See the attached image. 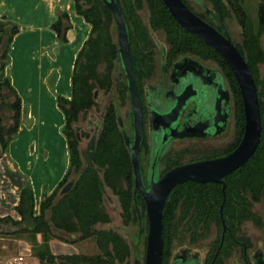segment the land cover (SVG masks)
Listing matches in <instances>:
<instances>
[{
    "label": "trees",
    "instance_id": "obj_1",
    "mask_svg": "<svg viewBox=\"0 0 264 264\" xmlns=\"http://www.w3.org/2000/svg\"><path fill=\"white\" fill-rule=\"evenodd\" d=\"M127 25L130 64L138 81L144 71H151L150 58L142 55L150 50V39L147 29L163 30L169 45L167 60H174L179 55H193L203 59L214 60L235 96V116L239 142L244 128V112L242 99L237 83L225 61L201 40L184 31L173 19L161 0H115ZM184 2V0H182ZM216 14H209L218 21L217 8L214 0H209ZM257 23L255 32L242 8V0H216L224 20L226 6L233 13L241 29V44L233 43L245 59L252 74L260 111L261 135L259 145L252 157L239 169L224 178L225 203L224 214L240 213L252 217L245 209L247 198L251 202H259L264 197V76L260 79L259 65L264 63V52L260 46V35L264 34V0H258ZM187 6V5H186ZM188 7V6H187ZM148 10V28L142 23L138 11ZM189 8V7H188ZM75 11L91 26L89 38L85 41L77 55L71 79V98H58V107L65 118L64 135L69 152V169L49 195L44 196L39 208V214H34V198L30 185L27 183L20 191L19 202L15 208L19 220L11 217L0 218V237L23 239L31 246V254L39 264H117L125 263L130 255L129 245L115 231H97V225L110 222V217L104 209L103 192L108 188L119 199L124 224L133 219L138 229L143 233L147 222L145 218L138 220L133 212V189L130 184L129 156L123 145L117 125V114L110 105L103 117L102 129L92 152L91 162L82 169V160L78 150V142L73 128L80 114L89 111L94 105L93 91L107 89L112 85L111 75L115 63L119 61L117 41L113 38L114 20L101 0H75ZM200 17V16H199ZM206 23L212 24L200 17ZM218 23V22H217ZM70 28L66 12L57 11L56 21L51 29L57 34L60 44L67 42L66 32ZM221 32V27L217 26ZM19 28L4 18L0 19V156L6 150L8 143L15 137L21 120V101L10 82L3 75V69L8 63V47ZM145 47H148L145 49ZM150 53L152 51H149ZM103 67V72L99 68ZM125 80V76H124ZM71 173L77 178L69 180ZM122 179L127 180V188L121 185ZM74 182L71 189L60 194L69 182ZM139 206L144 209L140 196H136ZM221 185L185 183L174 188L166 199L163 210V254L162 262L167 258V238L173 220L172 211L179 202L197 212L200 204L211 205L216 212L221 203ZM235 206H241L237 209ZM187 210V211H188ZM248 213V215H246ZM184 221V220H182ZM190 232L196 237L203 236L211 223L220 229L219 220L190 219L184 221ZM242 220H225L229 227L241 223ZM140 225V227H139ZM55 231L79 235V240L95 237L101 253L98 255H54L49 242L52 239L63 241ZM201 231V232H199ZM141 235V234H140ZM138 255L136 250V256ZM162 263V264H163ZM135 264V262H134Z\"/></svg>",
    "mask_w": 264,
    "mask_h": 264
},
{
    "label": "water",
    "instance_id": "obj_2",
    "mask_svg": "<svg viewBox=\"0 0 264 264\" xmlns=\"http://www.w3.org/2000/svg\"><path fill=\"white\" fill-rule=\"evenodd\" d=\"M111 13L117 33V46L121 69L125 75L132 107L134 137L130 156L134 171L135 190L143 197L147 215V235L143 264H162L163 254V210L170 192L185 183L222 185V198L225 201L224 177L243 166L256 151L261 135L260 111L257 89L249 67L225 28L220 7L214 0L221 32L191 12L181 0H161L177 24L188 34L201 40L216 52L229 67L239 89L244 112L243 135L238 146L228 155L195 163L182 165L168 171L157 179V161L170 141L179 137H206L207 130L224 125L223 113L227 103L224 77L220 71H209L197 63L179 62L172 72L170 88L164 92L158 110L152 115L153 152L156 161L150 169L148 187L145 188L138 166V151L142 138V109L137 92L135 76L130 64V45L127 25L115 0H101ZM201 4V0H193ZM204 8V7H203ZM206 10V9H204ZM183 124L180 118L189 105ZM214 113V121L206 124L209 114ZM218 117V119L216 118ZM204 118V119H203ZM223 127V126H222ZM220 129V128H219ZM223 128L219 130L222 131ZM162 151V152H161ZM161 152V153H160ZM159 153V154H158ZM158 160V159H157ZM73 185L69 182L60 194L67 193ZM222 232L226 224L220 207ZM223 236V235H222ZM135 264H139L136 256Z\"/></svg>",
    "mask_w": 264,
    "mask_h": 264
},
{
    "label": "crops",
    "instance_id": "obj_3",
    "mask_svg": "<svg viewBox=\"0 0 264 264\" xmlns=\"http://www.w3.org/2000/svg\"><path fill=\"white\" fill-rule=\"evenodd\" d=\"M66 12L70 28L67 42L60 44L51 29L56 12ZM18 26V33L8 47V63L3 75L21 101V120L15 137L0 156V218L19 220L15 210L21 189L28 183L34 198V214H39L44 196H49L62 181L69 169V152L66 137L59 134L65 118L58 107V98H71V79L78 53L91 33V26L75 11V0H0V19ZM55 131L63 150L64 167L43 180L41 166L48 163L53 148L47 142L48 134ZM44 156V161H42ZM33 158L34 162L27 158ZM4 237H0L3 239ZM16 255L0 264L22 257L19 264H39L31 254L25 239H14ZM69 244L52 239L49 247L54 255L77 254L66 251ZM74 247V246H73ZM1 256V255H0Z\"/></svg>",
    "mask_w": 264,
    "mask_h": 264
},
{
    "label": "flooded vegetation",
    "instance_id": "obj_4",
    "mask_svg": "<svg viewBox=\"0 0 264 264\" xmlns=\"http://www.w3.org/2000/svg\"><path fill=\"white\" fill-rule=\"evenodd\" d=\"M183 3L185 4V6L187 5L189 8L187 6L186 7L191 12H193L196 16L198 17L200 16V17H203L205 20H208V22L212 24V27L218 30L217 26L218 25L220 26L219 19L218 21H216L215 17L210 18V15H209L211 13L216 14L215 10L214 11L204 10L201 4L197 3V5L201 9L204 10L203 14H199L195 12L194 10H192L185 0ZM217 16H218V13H217ZM215 23H217V25H215ZM146 28H148V21H147ZM161 31L164 33L163 30ZM154 32L156 31L147 29V33L150 39L149 45L151 47L149 51H152V52L150 53L148 51V53L146 52V55L145 54L142 55L143 57L146 56L151 59L150 64L152 66V70L144 71L143 74L139 76L138 81L135 79L136 85H137V92H138L141 109H142V138H141V143H140V147L138 151V166H139V171L141 175V180L145 188L148 187V179L151 176L150 169L152 168L153 165L155 168L156 161H157V179H160L168 171H170L173 168L186 165V164H190V163L211 160V159H216V158L226 156L238 146L242 138V137L240 138L237 145L235 143V145H233L232 148L226 149L222 153L201 154L197 158L191 159L189 161L183 160V158L186 156L185 151L175 152L172 150L175 144L185 142V141L204 142V141L218 140L219 138L223 137L229 132L231 125H233V127L235 128L234 126L236 123L235 96L232 91V88L229 87V85L227 84V81L224 78V81L226 84L225 89L227 92L228 100L226 103L227 108L225 109V112L223 113V119L225 120L224 125L219 126L220 129L223 128L222 131L219 132L220 129L218 127H215V128H210L209 130H207L208 135L204 138L188 137V136L174 138L170 141L168 146L163 149V152L162 151H161L162 153L160 152L161 154L159 157L156 155V158L158 160L156 159L155 161L154 152H153L154 149L152 148L153 147L152 138H153V129H154L152 115H154V113L158 110V105L163 100L164 92H166L168 88H170V78L174 70V67L179 62H182V61L185 62L183 67H187L188 66L187 64L190 62L186 61L185 59H188L189 61L197 63L200 67L206 70L212 71V72L220 71V69H218V65L214 60L203 59V58L193 56V55H186V54L179 55L174 60L168 61L166 53L169 50V45L167 48H165L162 45L158 47V52H157L158 63L157 64L154 63V56H155L154 44L151 39V34ZM147 48L148 47H145V49ZM220 73L222 72L220 71ZM124 84L127 90L128 102L130 106L129 112H126L123 115L121 112L120 105H119L120 102H118L117 99L115 101L112 97H110V102L105 107V111L108 106L113 105L116 111V114H117V125L119 128L121 137H122V142L128 152L129 164H130L129 170L131 172L130 184L133 189V197H134L133 203H132V217H134V214H133L134 212L138 220H141V218L144 217L147 222L145 202L140 192L138 190H135L134 171H133V165H132L131 156H130V147L133 144V137H134V126H133L132 107H131V102H130V98L128 94L126 78L124 80ZM96 97H97V94L94 93V100L96 99ZM192 107H193V104L189 105L188 108L184 111L183 115L180 118L179 126L183 124L184 117L187 115L189 109ZM105 111L102 116L101 124H95L93 126L95 129V133H93L89 137V140L86 145V149L84 150L80 149L81 138L78 134L75 135L77 138V142H78L79 154H80L82 163L85 165L91 162L92 152L94 150L96 141L102 129V123H103V117L105 116ZM209 116L210 118H207L206 119L207 121H205V123L211 125L214 121L215 116L213 112L210 113ZM216 118L218 119L217 116ZM90 126L92 127L91 123H90ZM73 129H76V127L74 126ZM208 184H215V183H208ZM121 185L123 188H127L128 186L127 180L122 179ZM217 185H221V184H217ZM221 195H222V185H221ZM136 196H140L142 202L144 203V209L141 206H139ZM117 200H118V207L121 210L119 199L117 198ZM224 203L225 201L223 202V198H222L221 203L219 204L216 212H212L213 208L211 207V205L205 206L201 203L200 207H198L199 211L195 213L192 212V208L188 210L187 205L184 204L182 201L176 205V207L174 208L171 214V218L173 222L176 220L186 221L190 219L212 220V221L219 220L221 227L220 229L217 228L218 234H217L216 239L213 242H211V244L209 245V247L206 249L204 253H202L200 249L194 250L190 246L178 247L170 255L168 264H264V237L259 238L257 235L252 234L250 232L251 230L246 228V225L250 224L256 230L264 229V197H262L259 200V202H251L250 199L247 198V206L245 209L247 210V212H250L252 214L251 218L250 217L246 218L244 214H240V213L224 214L223 212ZM221 206H222V216H223L224 221L225 220H242L241 223L235 224L233 227H229L225 223L226 229L224 233L222 232V225H221V215H220ZM235 207L237 209L241 208V206L239 205L238 206L234 205V208ZM260 209H262L261 213L258 212L260 211ZM122 214L123 213L121 210L120 215ZM246 215H248V213ZM172 227H173V223H172L171 229ZM141 232L142 231L139 228L138 236H140ZM204 234H206V232ZM163 264H167V258L165 259Z\"/></svg>",
    "mask_w": 264,
    "mask_h": 264
},
{
    "label": "rangeland",
    "instance_id": "obj_5",
    "mask_svg": "<svg viewBox=\"0 0 264 264\" xmlns=\"http://www.w3.org/2000/svg\"><path fill=\"white\" fill-rule=\"evenodd\" d=\"M186 3L190 6L192 10L199 14H203L204 10L201 9L196 1L193 0H185ZM201 3L206 10L214 11V6L209 0H201ZM258 0H242V8L246 13V16L252 25L255 32L258 31V23H257V8H258ZM142 22L145 26H147L148 21V10L145 8L138 12ZM224 25L226 30L228 31L231 40L236 45L241 44V29L239 25L236 22V19L233 15V13L230 11L228 6H226V13L224 15ZM16 25V24H14ZM217 25V23H215ZM18 27V26H17ZM113 38L115 41H117V33L116 29L113 28ZM151 39L154 44V63H158V47L164 46L165 48L168 47V44L166 42L165 34L158 30L151 34ZM260 46L261 49L264 52V34L260 35ZM156 45V47H155ZM218 69H220L218 67ZM103 67L100 66L99 71L103 72ZM259 76L260 79L264 76V63L259 65ZM112 85L110 88L107 89H101L98 88L93 91V93L97 94V97L95 99V105L86 113H82L79 116V119L77 123L74 125L76 129H73V135L75 136L78 134L81 138V144L80 149L84 150L86 149L87 142L89 140V137L95 133L94 125L95 124H101L102 116L105 111V107L110 102V97H112L115 101L117 99L121 108V112L124 115L126 112H129L130 106L128 102V96H127V90L125 88L124 84V73L119 65L118 62L115 63L114 71L111 75ZM228 84V83H227ZM90 123L92 124V127L90 126ZM235 128L233 125H231L229 132L224 135L223 137L219 138L215 141H185L181 143H177L173 146L172 150L175 152L179 151H185L186 156L183 158L184 161H189L191 159L197 158L201 154H212V153H222L226 149L232 148L233 145H235L236 141L238 140L237 135V122L235 123ZM64 127L61 129L59 134L63 137L64 135ZM60 140V137L56 136L55 131L53 130L48 134L47 142L49 143V146L53 148V154L49 160L48 163L41 166L42 170H44L39 176V179L43 180L45 177L50 174L51 170L53 172L55 171H61L62 167H64V158H63V150L61 147L57 148L55 154V146L57 145V142ZM1 152V148H0ZM28 161L34 162L33 158H27L25 162V167L28 168ZM42 161H44V156H42ZM85 167V164L82 165V169ZM77 178V174L71 173L69 176V180H74ZM103 202H104V209L107 212V214L110 217V222L108 224L104 225H97L95 227V230L97 231H115L120 237H122L127 244L129 245L130 255L125 263H119L117 264H134L136 260V250H137V258L139 261V264H143L144 262V255H145V245H146V235H147V227L145 229V226L143 225V233H141L140 236H138V225L137 222L133 219L129 224H124L122 218H121V210L118 207V200L115 195L111 193V191L108 188H104L103 192ZM259 213L262 212V209L258 211ZM186 222L176 220L173 222V227L169 232L168 238H167V264L168 260L170 258V255L174 250H176L178 247L182 246H190L194 250L200 249L202 253L206 251V249L209 247L211 242H213L217 237V226L215 223H211L209 225L208 230L206 231V234L200 237H196L192 234V232L187 231L188 226L186 227ZM246 228L251 230L250 232L254 235H257L259 238L264 237V229L262 230H256L252 225L247 224ZM55 233L62 238L63 242L68 243V249L66 251L75 253L79 255H98L101 253V250L99 246L96 244L95 237H91L84 240H79V235H73V234H66L64 232L55 231ZM23 239L26 240V236L23 237ZM14 239L13 238H3L0 239V259L2 260H8L9 258H12L14 255H16V250L14 248ZM27 241V240H26ZM74 246V247H73Z\"/></svg>",
    "mask_w": 264,
    "mask_h": 264
},
{
    "label": "built area",
    "instance_id": "obj_6",
    "mask_svg": "<svg viewBox=\"0 0 264 264\" xmlns=\"http://www.w3.org/2000/svg\"><path fill=\"white\" fill-rule=\"evenodd\" d=\"M22 261V257H19L15 260L9 261L6 264H19Z\"/></svg>",
    "mask_w": 264,
    "mask_h": 264
}]
</instances>
